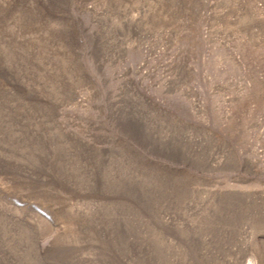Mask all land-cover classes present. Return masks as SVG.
I'll use <instances>...</instances> for the list:
<instances>
[{
    "label": "rangeland",
    "instance_id": "374dc122",
    "mask_svg": "<svg viewBox=\"0 0 264 264\" xmlns=\"http://www.w3.org/2000/svg\"><path fill=\"white\" fill-rule=\"evenodd\" d=\"M0 264H264V0H0Z\"/></svg>",
    "mask_w": 264,
    "mask_h": 264
}]
</instances>
